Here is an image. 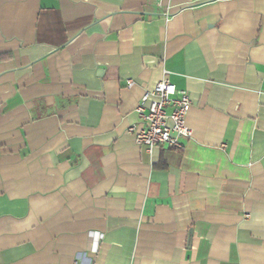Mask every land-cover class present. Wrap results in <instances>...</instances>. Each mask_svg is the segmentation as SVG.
I'll list each match as a JSON object with an SVG mask.
<instances>
[{
  "label": "crops",
  "instance_id": "crops-1",
  "mask_svg": "<svg viewBox=\"0 0 264 264\" xmlns=\"http://www.w3.org/2000/svg\"><path fill=\"white\" fill-rule=\"evenodd\" d=\"M163 78L192 135L148 152ZM74 262L264 264V0H0V264Z\"/></svg>",
  "mask_w": 264,
  "mask_h": 264
},
{
  "label": "built area",
  "instance_id": "built-area-1",
  "mask_svg": "<svg viewBox=\"0 0 264 264\" xmlns=\"http://www.w3.org/2000/svg\"><path fill=\"white\" fill-rule=\"evenodd\" d=\"M162 1L153 0L159 7ZM169 17L170 14L166 11L165 18ZM132 85L133 81L128 80L127 87ZM190 105L187 91L176 88L167 78H163L152 90L142 95L141 103L136 108L138 119L128 127V132L135 143L144 146L148 152L156 147L180 148V139H187L192 135L191 128L186 124Z\"/></svg>",
  "mask_w": 264,
  "mask_h": 264
}]
</instances>
